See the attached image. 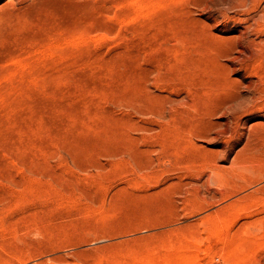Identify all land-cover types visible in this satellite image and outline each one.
<instances>
[{
    "label": "rangeland",
    "instance_id": "obj_1",
    "mask_svg": "<svg viewBox=\"0 0 264 264\" xmlns=\"http://www.w3.org/2000/svg\"><path fill=\"white\" fill-rule=\"evenodd\" d=\"M263 15L0 0V264H264Z\"/></svg>",
    "mask_w": 264,
    "mask_h": 264
},
{
    "label": "bare ground",
    "instance_id": "obj_2",
    "mask_svg": "<svg viewBox=\"0 0 264 264\" xmlns=\"http://www.w3.org/2000/svg\"><path fill=\"white\" fill-rule=\"evenodd\" d=\"M264 16V15H263ZM263 91V90H262Z\"/></svg>",
    "mask_w": 264,
    "mask_h": 264
}]
</instances>
